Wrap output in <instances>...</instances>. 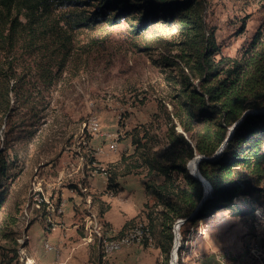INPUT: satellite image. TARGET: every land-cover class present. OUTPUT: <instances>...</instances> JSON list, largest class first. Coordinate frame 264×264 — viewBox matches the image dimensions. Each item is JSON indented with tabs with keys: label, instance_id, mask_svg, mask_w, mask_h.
Segmentation results:
<instances>
[{
	"label": "rangeland",
	"instance_id": "obj_1",
	"mask_svg": "<svg viewBox=\"0 0 264 264\" xmlns=\"http://www.w3.org/2000/svg\"><path fill=\"white\" fill-rule=\"evenodd\" d=\"M205 19L219 47L215 56L242 59L255 32H264V0H206ZM157 29L134 35L123 20L111 27L77 32L74 48L81 58L79 66L69 64L50 89L38 86L28 99L18 103L11 99L8 116L0 113V156L7 163L5 198L0 203V264H25L26 259L33 264L28 257V229L34 240L41 238L43 249H49L43 244L49 243L45 240L56 229H51L50 220L45 222L44 213L51 216L53 206L68 197L60 191L70 187L81 196L75 204L81 221L76 228L90 252L86 258L77 257V264H163L159 244L171 232L175 241L168 264H264V205L252 202L251 195L234 197L203 217L161 225L162 205L144 191L141 210L125 221L122 231L112 230L103 217L108 203L116 202L108 193L120 191L107 188L108 171L119 172L124 164L140 160L133 140L145 128L164 137L170 124L167 112L172 109L173 89L165 79L168 68L159 61L162 45L156 34L171 42L179 35L173 26ZM94 116L95 131L89 126ZM175 130L190 140V132L179 123ZM112 142L116 149L109 148ZM188 160L187 173L198 176L196 163L191 168ZM130 174L141 179L144 188L146 180H164L148 175L141 165ZM98 177L106 183L100 191L92 185ZM170 180L175 188L187 184L179 171H170ZM260 185L264 187V177ZM87 215H95L93 222L108 239L134 223L146 224L150 237L105 253L92 231L94 223L85 224ZM173 243L174 248L178 245L176 253ZM22 247L25 255L20 259ZM48 259L42 264H55Z\"/></svg>",
	"mask_w": 264,
	"mask_h": 264
},
{
	"label": "trees",
	"instance_id": "obj_2",
	"mask_svg": "<svg viewBox=\"0 0 264 264\" xmlns=\"http://www.w3.org/2000/svg\"><path fill=\"white\" fill-rule=\"evenodd\" d=\"M205 8L206 0H0V113L8 116L11 99H28L38 86L50 89L69 64L79 66L77 32L123 20L134 35L173 26L179 35L174 42L156 34L162 45L159 61L168 68L165 79L173 89L169 127L164 137L145 128L133 140L140 160L124 164L119 172L108 171L107 188L118 192L117 178L140 165L148 175L163 176L162 182H144L146 194L162 205L161 225L203 217L242 194L264 205V32H255L242 59L217 58L219 47ZM177 123L190 132V140L175 130ZM195 154L203 156L198 170L211 186L204 199L203 183L185 167L186 159L197 167ZM6 169L0 156V203ZM170 171L182 172L186 186L175 188ZM173 238L171 232L160 241L163 264H168Z\"/></svg>",
	"mask_w": 264,
	"mask_h": 264
},
{
	"label": "crops",
	"instance_id": "obj_3",
	"mask_svg": "<svg viewBox=\"0 0 264 264\" xmlns=\"http://www.w3.org/2000/svg\"><path fill=\"white\" fill-rule=\"evenodd\" d=\"M117 182L120 185V191L116 195H111V192L108 193L109 196L116 198V202L110 201L108 203L109 206L106 207L102 213L108 223V226L112 228V230L122 228L127 219L141 210L145 195L143 182L141 179L134 176V174L129 173L119 176L117 178ZM92 185L98 188L99 191L100 189L106 187L105 181L101 182L99 177ZM75 192L76 189L71 187L60 191L61 194L67 193L66 195H68V197L65 198L61 212L51 211V216H47V211L44 213L45 222L46 219L50 220V224L52 225H50L51 229H56V232L50 234L47 240H45L51 244V248L47 250L43 249L41 238L37 241L34 240L32 237L33 233L30 234V229H28L27 236L30 239V243H28L29 245L27 246L29 252L28 257L31 263L42 264L50 257L52 262L55 264H77V257L82 255V258H86V256L90 253L88 250L89 246H86L88 243L86 242L87 240H85L84 236L77 233L76 227H78L81 221L79 220L78 214L80 207L75 206V204L80 203L81 196H77L74 194ZM123 209L125 212L122 211ZM89 216L90 215H87L85 218L86 223H89L91 219L97 220L95 215ZM35 223L36 222L32 223V226H34ZM88 235L89 238L91 234L88 233ZM43 245H45V243ZM93 251L94 250L92 249V253H94ZM84 261H86V259Z\"/></svg>",
	"mask_w": 264,
	"mask_h": 264
},
{
	"label": "bare ground",
	"instance_id": "obj_4",
	"mask_svg": "<svg viewBox=\"0 0 264 264\" xmlns=\"http://www.w3.org/2000/svg\"><path fill=\"white\" fill-rule=\"evenodd\" d=\"M89 124H90L89 126H90V128L92 130L95 131V130L98 129V128H93L91 126V123H89ZM113 145H114V147H116L115 143L112 142L110 146H113ZM39 204H40V202H39ZM59 210H62V209H59ZM93 221H94L93 219L90 220V222H93ZM93 223H94V225H93L94 227L92 228V231L93 232L95 231L96 232L95 234L99 236V238H98L99 242H100L101 247H102V249H103V251L105 253H106V248H110V249L107 250V253H111V252H113L115 250H118V249H120V248H122L124 246H128V245H130L132 243H135V242L136 243H141L142 240H144L147 236L150 237L149 227L146 224L136 223L133 226L129 227L122 235L116 236L115 238H109L108 239L102 233H101L102 234V236H101L99 229H97L96 221L93 222ZM24 255H25V249H24V247H22L19 250L20 259H22ZM25 264H29L27 259L25 261Z\"/></svg>",
	"mask_w": 264,
	"mask_h": 264
},
{
	"label": "water",
	"instance_id": "obj_5",
	"mask_svg": "<svg viewBox=\"0 0 264 264\" xmlns=\"http://www.w3.org/2000/svg\"><path fill=\"white\" fill-rule=\"evenodd\" d=\"M233 127L234 126H232L231 128H230V131L228 132V135H227V137L225 138V141L222 143V145L219 147V149L216 151V154L217 153H219L220 152V150L222 149V147H223V145H224V143L227 141V139L229 138V136H230V134L232 133V130H233ZM197 157V167H196V169H197V173H198V177L197 176H195V177H197L199 180H201V182L203 183V186H204V195H203V199L207 196V195H209V193H210V190H211V186H210V184H209V182L200 174V172H199V170H198V161L201 159V158H203V156L202 155H197L196 156ZM208 187V188H207ZM183 220H178L176 223H179V222H182ZM175 223V224H176ZM175 224H174V228H175ZM174 241H175V235H174ZM177 247H178V245H176V247L174 248V243H173V248L172 249H175V253H176V249H177ZM172 251L173 250H171V252H170V260H171V255H172Z\"/></svg>",
	"mask_w": 264,
	"mask_h": 264
},
{
	"label": "built area",
	"instance_id": "obj_6",
	"mask_svg": "<svg viewBox=\"0 0 264 264\" xmlns=\"http://www.w3.org/2000/svg\"><path fill=\"white\" fill-rule=\"evenodd\" d=\"M89 123H91V126L93 128H98V120H97V117H95V116L94 117H91V120H89ZM109 148L116 149V147H114V145L113 146H110ZM63 203H64V201L61 200L59 206H57L56 208L53 206L54 212H58V209H61L62 208ZM45 246L47 248H51V245L49 243H45ZM108 249H110V248H106V253H107V250Z\"/></svg>",
	"mask_w": 264,
	"mask_h": 264
}]
</instances>
